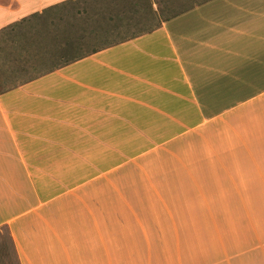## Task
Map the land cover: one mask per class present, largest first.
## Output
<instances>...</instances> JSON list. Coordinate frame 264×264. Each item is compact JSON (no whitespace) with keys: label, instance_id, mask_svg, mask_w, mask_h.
<instances>
[{"label":"crops","instance_id":"obj_1","mask_svg":"<svg viewBox=\"0 0 264 264\" xmlns=\"http://www.w3.org/2000/svg\"><path fill=\"white\" fill-rule=\"evenodd\" d=\"M68 1L0 0V33ZM169 6L0 92V264H264V0Z\"/></svg>","mask_w":264,"mask_h":264},{"label":"rangeland","instance_id":"obj_2","mask_svg":"<svg viewBox=\"0 0 264 264\" xmlns=\"http://www.w3.org/2000/svg\"><path fill=\"white\" fill-rule=\"evenodd\" d=\"M169 5L170 0H71L15 23L0 33V88L19 86L70 60L132 38L172 15ZM221 230L183 228L181 232L220 235ZM151 239L155 242L145 243L146 252L173 251L177 246ZM192 248L206 250L204 245ZM132 264L147 261L135 258Z\"/></svg>","mask_w":264,"mask_h":264},{"label":"trees","instance_id":"obj_3","mask_svg":"<svg viewBox=\"0 0 264 264\" xmlns=\"http://www.w3.org/2000/svg\"><path fill=\"white\" fill-rule=\"evenodd\" d=\"M81 57H83V56H81ZM81 57H79V58H81ZM79 58L74 59V60H70V61H68V62L65 63V64H69V63H71V62H74L75 60H78ZM0 87H1V86H0ZM6 90H9V89H1V88H0V92L6 91Z\"/></svg>","mask_w":264,"mask_h":264}]
</instances>
